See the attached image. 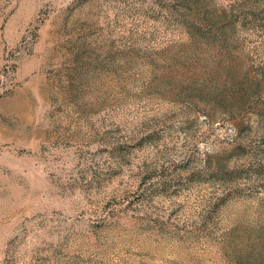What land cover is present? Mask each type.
Wrapping results in <instances>:
<instances>
[{
    "label": "rangeland",
    "instance_id": "obj_1",
    "mask_svg": "<svg viewBox=\"0 0 264 264\" xmlns=\"http://www.w3.org/2000/svg\"><path fill=\"white\" fill-rule=\"evenodd\" d=\"M0 264H264V0H0Z\"/></svg>",
    "mask_w": 264,
    "mask_h": 264
}]
</instances>
